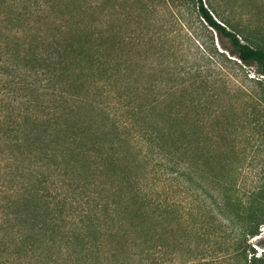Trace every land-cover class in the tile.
I'll return each instance as SVG.
<instances>
[{
    "label": "trees",
    "instance_id": "16d2710c",
    "mask_svg": "<svg viewBox=\"0 0 264 264\" xmlns=\"http://www.w3.org/2000/svg\"><path fill=\"white\" fill-rule=\"evenodd\" d=\"M6 1L0 0V30L10 15L2 9L8 7ZM17 1L41 11L57 4ZM153 1L145 0L139 9L155 10L159 4ZM186 1H159L172 9L177 21H184L180 27L189 44L184 47V74L178 79L142 82L133 55L109 42V31L91 30L106 17L102 8L93 10L89 20L67 11L56 19L57 34L47 35L48 40L40 23L26 31L22 26V101L0 116V146L6 144L0 148V264H161L170 237L172 245H181L183 235L185 260L264 264V252L256 255L249 242L264 226V175L236 196L234 177L241 163L234 164L231 143L222 159L218 151L217 102L230 91L222 79L225 62L202 44L193 42V51L190 36L196 35L195 23L210 28L222 49L242 65H255L261 75L264 40L252 38L229 17L222 24L216 21L203 0H194L192 19ZM144 20L119 24L126 29L123 41L133 45L136 33L154 24ZM108 26L112 29L113 24ZM8 49L0 40V71L10 66ZM71 74L77 77L72 84L57 81ZM4 82L0 79V103L9 87ZM97 95L109 98L104 109L99 108L105 114L101 124L91 112L88 121L71 118L75 108ZM115 105L125 117L117 119L122 112L112 113ZM91 109L96 110L93 104ZM109 122L114 135L103 142ZM225 122L222 135L232 127L228 119ZM84 137L91 146L82 145ZM168 137L173 145L167 146ZM124 141L130 150L148 144L143 167L156 163L164 174L181 178L184 208L168 200L165 192H154L152 186L159 181L154 177L145 180L146 188L140 185L131 171L137 161L120 162L119 145ZM74 162L86 167L85 178H72ZM56 176L68 182L71 178L75 190L84 193L87 207L77 218L67 210L65 198L51 194Z\"/></svg>",
    "mask_w": 264,
    "mask_h": 264
},
{
    "label": "rangeland",
    "instance_id": "374dc122",
    "mask_svg": "<svg viewBox=\"0 0 264 264\" xmlns=\"http://www.w3.org/2000/svg\"><path fill=\"white\" fill-rule=\"evenodd\" d=\"M16 1L7 0L6 4L8 7H1L5 13L10 14L0 30V40L9 48L7 56L10 66L0 72H10L8 74H0L1 81H5L4 84L9 86L6 88L8 90H6L5 101L0 103V116L10 112L13 105L16 106L22 101V26L24 31H26L25 29H28L27 26L33 27V23L35 25L40 23L43 28V36L57 34L54 28L56 26L55 21L61 16L64 17L67 11L82 14L85 20H89L91 15L92 17L94 15L93 10L102 8L106 17L103 18L104 21L92 25L90 27L91 30L95 29L98 32H102V34L109 31V34H107V36H110L109 42H115L118 50L130 52V56L133 55L136 59L135 68L139 71L137 75L142 82L166 78L178 79L184 74V47L189 44L184 38L186 32L180 27V24L184 21H177L174 18L175 16L173 17V14H170L172 12L170 7H162L159 2L161 0L153 1L159 4V7L157 6L153 10L154 12L151 9H139L141 3L145 0H132L133 3L126 0H51L52 4L57 3L55 8H45L46 10L44 9V11H41V9L35 10L34 8H31V11L29 7H23L22 2L17 1L15 3ZM203 2L216 21L222 24L223 19L229 17L232 22L250 31L252 38L264 40V0H203ZM186 4L191 9L192 13H189L190 16L195 19L194 0H187ZM26 5L28 6L29 4ZM130 8L134 10L130 11ZM173 11L176 10L173 9ZM132 18L138 21L141 20V22L146 21L144 19L154 22V24L151 23L153 24L152 26H148L142 32L136 33L139 37L135 38L133 45L129 39L123 41L126 29H122L119 25L123 24L124 20H132ZM105 20L108 22L106 23ZM110 23L113 24L112 29L108 26ZM144 26L145 23L143 24ZM194 27L196 35L192 33L193 36L191 37L189 34L191 49L194 51L193 42L197 46L202 44L209 53L216 51L221 54L222 56H219V58L225 62L226 68L224 67L223 74H221L230 91L222 93L217 102V121L219 124L218 151L219 155H221L220 159H222V154L226 155L227 153L228 144H232V160H234V164L235 160L241 163L240 167L236 169L234 177L236 179V196H241L243 194L242 188H253L257 184L256 180L264 175V75L258 73L255 65H242L236 58L230 56L226 50L222 49L213 30L205 26V28L200 27L196 23ZM50 37L47 36L46 40ZM185 40L186 43H184ZM101 41L106 43L107 39L102 38ZM170 71L174 74L170 75ZM76 78L75 74H71L69 77L64 75V78H61L62 80L57 78V81L66 82V84L70 82L72 84V81L74 82ZM0 88H2V84H0ZM103 97L97 95L94 99L88 98V103L75 108L71 118L78 120V122L88 121L87 116L91 112V114L95 113V120L97 119V123L101 124L105 114L99 108L104 109L105 104L109 101V98ZM147 97L148 95L145 96V98ZM92 104L95 106V111L91 109ZM117 107L115 105L114 109H112V113L116 116H118L119 112L124 111ZM125 116V112H122L117 119ZM255 118L256 120H254ZM227 119L232 125L230 127L231 131H228L226 135H222L220 131L222 125L226 124L225 121ZM97 123L95 126L98 125ZM260 124H262L261 127ZM106 127L108 135H101L103 142L114 135L110 122ZM121 130H124L123 134H126L125 127ZM88 141L84 137L82 145L91 146ZM135 141V139L129 140L131 144H139ZM169 143H172L170 137L166 138V144L167 146L173 145ZM5 145L2 144L0 148H4ZM129 145L130 143L127 144L126 141L119 145L120 162H124L127 158L137 161L131 171L138 175L140 185L146 188L145 180L154 177L159 180L155 181L152 186L153 190H155L154 192H165L168 200L175 201L177 205L184 208V185L181 178L177 177L180 181H176L175 175L164 174V171L161 168L159 169L156 163L143 167V161L149 158L144 157L147 148L145 145L148 144H140V146H144L140 147V150L137 149L138 145L135 148L137 150L126 148ZM73 166L74 172L70 173L72 178H85L86 167L77 162H74ZM53 180L55 189L52 190L51 194L55 192V195L58 196L57 198H65L67 210H69L73 218H77L78 211L87 207L86 198L83 197L84 193L75 190L76 183L71 178L69 182L68 179L63 180L58 176L53 177ZM82 182L86 183L85 180H82ZM87 189H90V187ZM174 234L179 235L177 228L174 229ZM182 239L183 243L181 245H175L174 243L172 245L170 237L169 252L161 264H198L196 258L188 257L185 260L187 257L184 255V235ZM249 242L251 247L254 248L256 255L263 254L264 226L260 228L259 235L251 238ZM108 256L111 258L110 255ZM155 258L158 260V252H155ZM86 264H98V260H92ZM102 264H105V262L102 261ZM154 264L160 263L156 262Z\"/></svg>",
    "mask_w": 264,
    "mask_h": 264
}]
</instances>
